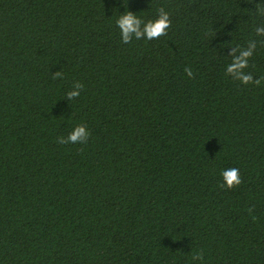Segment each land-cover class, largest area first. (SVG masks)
<instances>
[{"label":"trees","instance_id":"16d2710c","mask_svg":"<svg viewBox=\"0 0 264 264\" xmlns=\"http://www.w3.org/2000/svg\"><path fill=\"white\" fill-rule=\"evenodd\" d=\"M0 264H264V0H0Z\"/></svg>","mask_w":264,"mask_h":264},{"label":"clouds","instance_id":"9594fccd","mask_svg":"<svg viewBox=\"0 0 264 264\" xmlns=\"http://www.w3.org/2000/svg\"><path fill=\"white\" fill-rule=\"evenodd\" d=\"M117 24L119 25L120 29L123 32L125 42L129 39L130 33H135L137 37L141 35L139 31L140 20L133 15L131 12L126 13L123 15L118 21ZM170 27V21L167 14H163L160 16L159 19L155 21H150L145 26V31L147 33L148 39L152 38H159L166 34L167 29ZM243 66V65H241ZM62 73H56V76H61ZM191 74V73H189ZM245 81L249 78L245 77ZM70 95H79V93H71ZM88 132L83 125L77 127L74 133L69 137L72 142H75L78 138L82 136H87ZM223 175L227 181V186L229 188L233 187L234 185H238L241 183V179L239 176V169L237 168H230L227 171H223ZM224 185H221L223 187Z\"/></svg>","mask_w":264,"mask_h":264}]
</instances>
